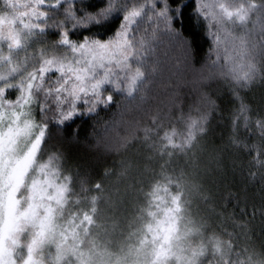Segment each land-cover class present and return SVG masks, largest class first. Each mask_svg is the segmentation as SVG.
Masks as SVG:
<instances>
[{
	"label": "snow or ice",
	"instance_id": "6c2138e0",
	"mask_svg": "<svg viewBox=\"0 0 264 264\" xmlns=\"http://www.w3.org/2000/svg\"><path fill=\"white\" fill-rule=\"evenodd\" d=\"M257 84L264 0H0V264H264Z\"/></svg>",
	"mask_w": 264,
	"mask_h": 264
},
{
	"label": "trees",
	"instance_id": "16d2710c",
	"mask_svg": "<svg viewBox=\"0 0 264 264\" xmlns=\"http://www.w3.org/2000/svg\"><path fill=\"white\" fill-rule=\"evenodd\" d=\"M199 46L201 48V54H203L207 48V44L200 41ZM157 58L161 71L156 77L150 104L152 106L158 105L163 107L168 103L169 98L173 94L179 95L182 100L187 97L190 101L192 99V94L189 92L190 85L188 84V81L191 79L190 70L181 68L177 71V69L173 67L171 53L166 45H161L157 53ZM261 96H264V85L257 84L250 93V97L256 104H259ZM223 107L225 109V116H227L230 107L227 97L223 100ZM222 132H226L224 122H213L212 129L207 137V143L210 149L215 146V142L219 140ZM97 171L99 172V169H97ZM229 179H231L230 176ZM256 196L259 198L258 191L256 192Z\"/></svg>",
	"mask_w": 264,
	"mask_h": 264
}]
</instances>
